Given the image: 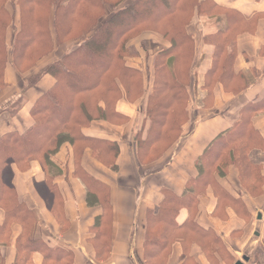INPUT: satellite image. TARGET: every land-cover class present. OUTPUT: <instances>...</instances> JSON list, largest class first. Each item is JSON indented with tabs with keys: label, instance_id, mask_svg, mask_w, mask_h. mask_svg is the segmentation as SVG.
<instances>
[{
	"label": "trees",
	"instance_id": "16d2710c",
	"mask_svg": "<svg viewBox=\"0 0 264 264\" xmlns=\"http://www.w3.org/2000/svg\"><path fill=\"white\" fill-rule=\"evenodd\" d=\"M203 18L214 20L218 30L197 38L189 29ZM261 21L264 11L247 16L214 0H0V97L10 88V66L26 76L24 95L46 77L53 81L34 100L33 126L0 137V264H35L36 256L42 264H74L72 250L43 237L31 205L18 192L16 175L27 174L33 162L45 174L42 182H34V192L61 234L68 235L72 223L59 180L82 183L86 206L102 211L88 243L96 260L106 261L112 250V189L85 162L90 155L103 169L120 174L122 147L109 137L91 135L90 129L95 123L131 126L120 105L139 104L138 123L129 132L136 166L147 173L163 168L192 123V102L200 90V45L214 48L200 109L211 110L217 87L238 97L263 77L258 71H236L238 39L255 35ZM46 58L50 61L40 67ZM142 58L145 65L139 67L134 60ZM260 115L264 97L244 106L233 125L197 158L182 194L160 189L164 199L145 219L143 259L148 264H168L176 245L186 254L192 245L200 247L212 264H233L217 233L198 224L200 198L212 191L215 217L227 219L222 213L229 208L251 223L243 196H264L263 166L251 159L253 152L264 151V138L253 124ZM235 172L234 185L230 177ZM261 246L264 250V240Z\"/></svg>",
	"mask_w": 264,
	"mask_h": 264
},
{
	"label": "crops",
	"instance_id": "0c3cea01",
	"mask_svg": "<svg viewBox=\"0 0 264 264\" xmlns=\"http://www.w3.org/2000/svg\"><path fill=\"white\" fill-rule=\"evenodd\" d=\"M214 1L222 7L237 10L247 16L264 11L263 0ZM189 30L197 38H200V34L205 36L215 34L218 30V24L209 18L198 19V23L190 27ZM143 39H152V37L145 35ZM155 39V42L162 44L160 38L155 37ZM200 49H203L205 55L203 61L210 57L207 69L204 72V83L205 75L212 65L214 48L212 46L203 47L200 45ZM263 50L264 21H261L255 35L247 34L238 39L239 57L236 71L250 74L253 71H258L263 74V77L246 93L238 97L226 94L221 86L217 87L214 91L212 109L194 111L197 113V116L193 115L191 125L185 127L184 137L176 146L172 159L163 168H157L155 172L147 173L145 172L147 170L139 171L134 160V145L131 142L129 132L138 123L140 114L139 104L130 105L123 102L120 105L121 111L132 119V124L129 127L114 128L105 123H95L92 126L90 129L91 135L101 138L109 137L114 141H118L122 147L120 174L116 175L103 169L98 163L91 160L90 155L86 157L85 162L112 189V250L106 261H97L94 249L88 243L95 219L101 215L102 211L100 208L90 209L86 206L85 189L80 181L72 178H70L69 183H67V178L59 180V184L66 192L67 213L72 223L69 234L64 235L58 232L56 222L34 192V182H42L45 178L40 164L33 162L27 174L22 175L17 173L15 183L18 192L31 205L35 217L43 229V237L49 239L54 246H63L72 250L74 252V264H138V262H143V237L146 213L147 211H156L162 203L164 196L160 192V189L165 188L173 190L177 194H182L189 177L195 174V162L197 158L202 155L208 145L217 136L233 125L244 106L264 97ZM201 55L203 54L201 53ZM143 56H145V53ZM49 61V58H46L40 63V67L46 65ZM203 63L205 62L200 63V66H198V71ZM25 80L26 76L19 75L12 66L7 69L6 82L10 88L0 97V111L4 109L2 112L4 113L6 110H13L19 107L18 102L22 100L24 106L21 109V113L16 116L15 121L19 120L20 117L26 120L28 127L21 131H7L1 134L0 137L11 132L24 133L33 126L34 121L30 112L34 100L53 83L50 77H46L36 89L24 95L23 86ZM198 80L199 92H206L202 90L204 84H200L199 76ZM2 117L4 116H0V119ZM0 124H3V121L0 120ZM18 124L20 123L18 122ZM253 124L264 138V116L260 115L254 118ZM251 159L254 163L262 164L264 170V151L253 152ZM159 166L160 164L157 167ZM236 179L237 173H232L230 177L231 183L235 185ZM162 182H166L167 185L164 186ZM223 185H226V188H231L230 183L226 184L224 182ZM243 201L247 210L252 213L253 218L250 224H246L239 219L234 211L229 208L222 213L227 215V219L215 217L214 212L217 208V201L212 191H208L206 195L200 198L198 224L204 229H212L217 233L224 242L230 258L234 259L233 264H237L238 262H242L243 264H264V250L261 246L264 240V196L254 199L245 194ZM185 216L186 214L184 218ZM2 219L3 215L0 213V223ZM241 230L244 231V234L242 233L239 236L232 235L234 232ZM252 234H255L256 239H254ZM17 236L18 229L15 228L13 231V242ZM246 256L249 257L248 262L244 261ZM34 260L35 264H42L40 256H36ZM168 264H212V262L208 260L201 248L196 245H192L187 254L181 245H176L173 248Z\"/></svg>",
	"mask_w": 264,
	"mask_h": 264
},
{
	"label": "rangeland",
	"instance_id": "374dc122",
	"mask_svg": "<svg viewBox=\"0 0 264 264\" xmlns=\"http://www.w3.org/2000/svg\"><path fill=\"white\" fill-rule=\"evenodd\" d=\"M159 49V47L157 48H152L153 51H157ZM154 54V52H151ZM201 53L204 55L203 53V49L201 50ZM202 56V58L199 60V64L198 66H200V63L202 62H205L202 64V67L200 68V70L198 71L197 69V75L199 76L200 78V84H204L203 83V77H204V72L206 71L207 69V65H208V61H210V57H208L205 61L204 58H205V55L204 57ZM209 55V54H208ZM207 61V62H206ZM135 63H137V65L139 67H143L145 65V61H144V58H142L141 60L139 61H135ZM205 80V79H204ZM200 91V90H199ZM206 92H199L197 93V97L195 98V100L192 102V108H193V112L195 110H200L202 107H203V104H202V101L204 100V95H205ZM24 104L22 105H19V107L15 108V109H11L10 111L9 110H6L4 113H2L0 116H4L2 117L0 120L3 121V124H0V135L7 132V131H11V130H25L27 129V123H26V120H23L22 118L19 117V120L15 121L16 119V116H18L20 113H21V109L23 108ZM200 113V112H199ZM193 115L197 116V113L194 112ZM18 122L20 124H18ZM164 184V186L167 185L166 182H162ZM251 233H252V230H251ZM252 236L254 237V239H256V236L255 234ZM249 257L246 256L245 259ZM245 261V260H244ZM100 262H103V261H100ZM138 264H148L145 260L143 262H138Z\"/></svg>",
	"mask_w": 264,
	"mask_h": 264
},
{
	"label": "water",
	"instance_id": "95a60500",
	"mask_svg": "<svg viewBox=\"0 0 264 264\" xmlns=\"http://www.w3.org/2000/svg\"><path fill=\"white\" fill-rule=\"evenodd\" d=\"M260 218H261V215H260ZM245 261H246V262H248V261H249V259H248V258H246V259H245ZM237 264H243V263H242V262H238Z\"/></svg>",
	"mask_w": 264,
	"mask_h": 264
}]
</instances>
